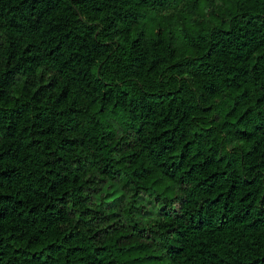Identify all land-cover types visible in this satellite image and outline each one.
I'll return each mask as SVG.
<instances>
[{"label":"trees","instance_id":"16d2710c","mask_svg":"<svg viewBox=\"0 0 264 264\" xmlns=\"http://www.w3.org/2000/svg\"><path fill=\"white\" fill-rule=\"evenodd\" d=\"M183 2L0 0V264H264V0Z\"/></svg>","mask_w":264,"mask_h":264},{"label":"rangeland","instance_id":"374dc122","mask_svg":"<svg viewBox=\"0 0 264 264\" xmlns=\"http://www.w3.org/2000/svg\"><path fill=\"white\" fill-rule=\"evenodd\" d=\"M192 0H184V2L180 5L179 9L182 8L186 3L191 2ZM203 4L205 5V10L207 13H209L210 11L218 8L220 5H222L224 3V0H202ZM176 9V10H179ZM204 17L203 14H199L197 13L194 17L196 18H200V17ZM236 147V144L234 143H227V148L228 149H232Z\"/></svg>","mask_w":264,"mask_h":264}]
</instances>
